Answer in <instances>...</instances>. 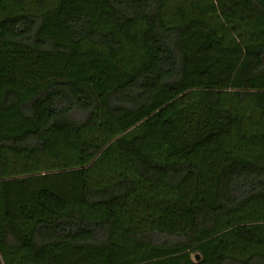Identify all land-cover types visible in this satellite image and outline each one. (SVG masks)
I'll use <instances>...</instances> for the list:
<instances>
[{"label": "trees", "instance_id": "16d2710c", "mask_svg": "<svg viewBox=\"0 0 264 264\" xmlns=\"http://www.w3.org/2000/svg\"><path fill=\"white\" fill-rule=\"evenodd\" d=\"M0 264H264V0H0Z\"/></svg>", "mask_w": 264, "mask_h": 264}, {"label": "water", "instance_id": "95a60500", "mask_svg": "<svg viewBox=\"0 0 264 264\" xmlns=\"http://www.w3.org/2000/svg\"><path fill=\"white\" fill-rule=\"evenodd\" d=\"M197 259L199 260V257H197Z\"/></svg>", "mask_w": 264, "mask_h": 264}]
</instances>
